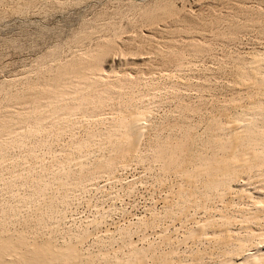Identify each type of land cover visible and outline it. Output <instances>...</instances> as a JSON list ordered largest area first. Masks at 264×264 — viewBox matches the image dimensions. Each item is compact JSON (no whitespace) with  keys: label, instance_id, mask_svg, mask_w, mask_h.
<instances>
[{"label":"rangeland","instance_id":"rangeland-1","mask_svg":"<svg viewBox=\"0 0 264 264\" xmlns=\"http://www.w3.org/2000/svg\"><path fill=\"white\" fill-rule=\"evenodd\" d=\"M80 67L82 68L80 69ZM254 67L256 70L250 76L248 72ZM253 75L257 76V80L255 77L253 78ZM245 79L251 80L249 81L250 85L248 83L249 87H247L248 81L246 82ZM54 80L56 83H53ZM251 82L254 83L251 84ZM55 87L60 89L56 90ZM46 89L48 90L46 91ZM76 95L77 97H75ZM52 105H55V108ZM131 110L139 111V115L144 118H141L143 127L141 137H139V146L136 148V153L129 158L124 149L120 147L121 145L127 147L129 143V135H125L121 117L124 112L126 114ZM233 122L240 123L237 125L240 127L238 130L240 129L239 131L243 133L246 132L242 128L248 125H252L255 131L264 129V0H0V129H3V131L0 130V133L4 135L3 138L0 134V141L2 140L0 143L3 142V146L6 144V147L1 146L3 150H0L2 154H0V216L4 224L9 221L7 225L5 224V228L8 227L10 231L7 228L2 230L3 232L7 230V234L8 232L9 234H18L33 228L30 232L28 231V235L24 233L27 238H35L38 235L39 239H37L42 240V236L48 238L51 235L53 238L55 236V239L59 238L56 239L57 242L55 239L53 241L61 246L66 245L65 243H69V241V244H73L75 241L77 243L84 241L83 244L81 243L82 245L76 244V242L74 245L79 249L81 247L83 256L90 253L91 259L95 260L96 264H100L99 261L102 260V257L105 260L103 259L101 263L114 260L116 262L118 258H121V260L118 259L119 261H123L124 258V261H128L130 256L133 259L137 256L136 254L140 253L143 255L146 253L144 257L146 256L147 262H150L148 264L151 262L154 264V261L159 260L161 256L165 257L166 254L169 255V257L166 256L169 258L170 264H185L186 262V264H221L230 258L240 259L248 252L254 254L258 248H261L263 251L260 252L263 253L264 161L262 160L264 159V150L261 152L263 159L259 157L260 160H258L257 158L258 162L257 160V163L255 162L257 166L254 164H252L253 167L250 166L253 168L252 170L249 167L247 170L245 167L243 168L245 170H239L242 175L238 172L236 175L230 174L231 172H227L229 176L225 174L228 179L231 176L233 182H230V186H233H231L233 190L226 187L229 182L227 183L224 179L225 175L219 179L218 175L217 177L213 175L216 173L212 170L213 173L210 171V175L208 171L195 176L194 179L192 178L193 181L192 179L189 180L190 182L187 181L188 184L181 180H188L189 171L203 167L213 160V156L217 158L216 160L222 157L223 148L212 141L215 140L212 136L220 133L227 138L224 140L228 142ZM241 123H244L245 126ZM5 125L8 128H5ZM45 127L51 128L47 130ZM18 130L24 135L18 134ZM16 133L17 136H20H13ZM225 134L226 136H224ZM10 135L15 137V140L18 138L16 142L11 140ZM29 135L32 137L30 138ZM2 138L6 140L4 141ZM23 139L24 141H22ZM214 143L217 148L214 147ZM249 143L254 144L253 141H247L243 147L245 148ZM226 144L228 152L229 142ZM173 146L177 148L176 152ZM180 146L184 148H180ZM189 146L191 153L187 155L188 161L187 156L183 157V155L184 150ZM261 148L259 149L262 150ZM120 149H123L124 153ZM201 149L203 150L201 151ZM218 149L222 151L218 152L219 155L216 152ZM172 151L175 154L179 153L177 156L180 157L178 159L180 163L170 162L168 156L173 153ZM261 154L259 155L261 156ZM224 155L226 156V151ZM185 160H187L186 163ZM33 164H36L37 167ZM180 164L184 168L188 166L187 169L181 170ZM59 166L61 167L59 168ZM59 169L62 172L58 173ZM50 170L53 172L51 173ZM22 171L25 174L27 172L28 175L25 177ZM19 173L22 175L21 177ZM67 174L69 178H67ZM183 175H187V179ZM232 175H235L236 179H234L235 176L232 178ZM237 175L241 176L245 183ZM222 177L225 180L222 181V184L226 182L223 186L220 185ZM210 178H217L218 184L215 180L214 187L209 185ZM31 179L34 181L33 185ZM55 179L67 180V184L62 185V182L59 181V187L58 180ZM28 180L29 182H27ZM86 182L89 183L86 184ZM21 184L26 185L21 186ZM44 184L49 186L45 187ZM68 184L71 185L68 186ZM177 184L185 185V189L183 190L184 186L181 188ZM39 185L47 188L45 194H41L40 189L38 190ZM207 186L211 188L207 189ZM187 188L189 189L187 190ZM226 188L228 192L230 191L229 193H232L227 195ZM241 189L244 190L245 196L240 192ZM221 190H223L224 198L221 195ZM169 192L176 195L174 194L172 197ZM209 193L210 196H207ZM217 193L221 196L218 197ZM200 194L204 196H200ZM237 194L239 197L236 196ZM42 195H45V197L43 196L46 198L45 200L42 199ZM257 196L259 200L258 198L253 199ZM51 197L50 202L48 198ZM210 199L212 200L210 201ZM204 200L206 202L203 203ZM228 200L232 202L231 205L228 203L229 206L226 205ZM21 202L23 203L21 204ZM36 206L42 207L40 209ZM3 207L5 210L2 209ZM211 207L214 209L213 211ZM242 209L245 210L242 211ZM249 209L254 210L252 213L257 214L258 219H256L257 215H253L254 218H252L251 213L247 216L244 215L249 213ZM215 210L217 211L215 212ZM208 213L212 219L206 218ZM223 214L224 216L221 218L220 216ZM214 215H218L217 218L215 217V221L213 220ZM8 216L15 218L13 223H10L12 219ZM188 216L191 217L190 221ZM232 216H235L234 220L237 219V223L232 221ZM35 217L43 222L39 224ZM218 217L222 220L232 218L229 219L231 224L228 222L229 220L223 221L225 225L227 222L226 226L231 225V227L228 226L230 229L226 227V230H229L226 234L222 227L223 222ZM243 217L245 220L242 219ZM204 219L215 223L217 221L218 224L211 223L213 224L211 225L209 223L210 226L207 224L209 230L207 227L205 228V225L204 232H207L204 233L201 230ZM196 220H198L197 224L203 221L202 227L198 225L200 227L198 234L202 235L199 237L198 234H195L197 232H191L190 235L195 234L194 238L197 240L188 237L190 241L187 242L184 236H188L190 229L195 231L193 227L197 230ZM245 222L247 225L251 223L247 226ZM219 223L222 225L221 230H219L220 227L216 228L220 225ZM211 226L213 227L211 228ZM36 227L37 229H35ZM214 227L216 230L213 229ZM13 228L19 232L11 233L15 231ZM26 228L28 229L26 230ZM39 229L42 234L39 232L33 237L35 232L40 231ZM46 230L47 233L44 232ZM218 231L223 237L224 235L228 236L227 233L231 231L229 234H232L230 236L234 239L232 241L227 240V237L223 239L219 237L220 235H216L219 234ZM3 232L1 234L0 230V235H3ZM31 232L34 233L31 234ZM170 232L171 235H169ZM209 232H211L210 238L207 237L208 240L207 238L204 240V235L207 236ZM30 234L32 236L29 237ZM166 235L170 237L175 235L176 239L171 242L172 238L167 236V240ZM255 235H258L259 238H256ZM217 236L220 241L222 239V242ZM81 237L87 239H81ZM197 237H202L203 240H199ZM182 238L186 242H182ZM236 239L240 240L244 247L248 246V248L242 247L244 252L242 250V254L240 253L241 257L233 249L238 245ZM177 240L180 241L177 242ZM209 240L211 242H208ZM214 240L216 241L214 242ZM242 240L246 243L243 244ZM168 241L170 245L172 244L171 246L167 243ZM216 242L217 244H215ZM233 243L234 246L231 250ZM251 244L252 246H250ZM174 246L177 247V253H175ZM171 248H175V250ZM86 249L90 251L87 253ZM223 249L225 252H222ZM229 251L234 253L230 252L231 255L233 254L232 257L227 255ZM95 252H99L100 258ZM159 252H166V254L160 256ZM90 254L89 257H91ZM109 256L111 257L109 258ZM254 256H257L256 253ZM259 256H257L259 260L257 259L253 264H264V256L261 255L263 259ZM225 257L226 260H224ZM85 262L80 264H85ZM159 262L157 261V263Z\"/></svg>","mask_w":264,"mask_h":264},{"label":"bare ground","instance_id":"bare-ground-1","mask_svg":"<svg viewBox=\"0 0 264 264\" xmlns=\"http://www.w3.org/2000/svg\"><path fill=\"white\" fill-rule=\"evenodd\" d=\"M161 40V39H160ZM256 62V61H255ZM252 63V62H251ZM262 63V62H261ZM78 64V63H77ZM260 64V63H259ZM78 65H80V64H78ZM252 65H253V63H252ZM251 65V66H252ZM256 65V64H255ZM254 65V66H255ZM249 67V66H248ZM82 67H80V69H81ZM257 68H260V67H257ZM247 69V68H246ZM252 70L251 71H249L248 73H250V76L252 75V74H254V70H256L255 69V67H254V69L253 68H251ZM261 69V68H260ZM69 70V69H68ZM244 71H246V70H244ZM253 71V72H252ZM247 72V71H246ZM245 72V73H246ZM103 73V72H102ZM104 73H105V71H104ZM121 74V73H120ZM249 75V74H248ZM98 77V76H97ZM255 76L253 75V78H254ZM257 77V76H256ZM255 77V78H256ZM58 78V77H57ZM57 78H55V79H57ZM60 78V77H59ZM241 78H243V77H241ZM251 78V77H250ZM249 78V79H250ZM263 78V77H262ZM62 79V78H61ZM246 80V85H247V87H249V85H250V83H249V81H251L252 80V78H251V80ZM90 80V79H89ZM241 80H244V79H241ZM256 80H257V78H256ZM255 79H254V82L256 81ZM262 80V79H261ZM60 81V80H59ZM253 81V80H252ZM55 82V80L53 81V83ZM253 82V83H254ZM56 83V82H55ZM248 83H249V85H248ZM252 82H251V84H253ZM256 83V82H255ZM260 83V82H259ZM259 83H257V84H259ZM57 85V84H56ZM242 85V84H241ZM244 85V84H243ZM256 86V85H255ZM54 87V86H53ZM52 87V88H53ZM60 87V86H59ZM59 87H57L58 89H60ZM110 87V86H109ZM257 87V86H256ZM56 88V87H55ZM57 88H56V90H57ZM76 88V87H75ZM260 88V87H259ZM48 89H46V91H47ZM55 90V89H54ZM62 90V89H61ZM255 90H257L256 88H255ZM45 91V92H46ZM82 92V91H81ZM48 94V93H47ZM51 94V93H50ZM52 95H53V93H52ZM99 95V94H98ZM103 95H105V94H103ZM254 95V94H253ZM79 96V95H78ZM83 96V95H82ZM102 96V95H101ZM100 96V97H101ZM106 96V95H105ZM256 96V95H255ZM58 97V96H57ZM75 97H77V95L75 96ZM84 97H85V95H84ZM87 97V96H86ZM103 97V96H102ZM146 97V96H145ZM55 98V97H54ZM53 98V99H54ZM65 98V97H64ZM68 98V97H67ZM133 98V97H132ZM247 98V97H246ZM39 99H41V98H39ZM59 99V98H58ZM73 99V98H72ZM90 99V98H89ZM97 99V98H96ZM103 99H105V98H103ZM148 99V98H147ZM42 100V99H41ZM68 100H69V98H68ZM75 100V99H74ZM85 100V99H84ZM92 100V99H91ZM90 100V101H91ZM263 100V99H262ZM38 101H40V100H38ZM55 101V100H54ZM78 101V100H77ZM87 101V100H86ZM118 101V100H117ZM152 101V100H151ZM259 101V100H258ZM61 102V101H60ZM64 102H65V100H64ZM107 102V101H106ZM105 102V103H106ZM121 102V101H120ZM127 102V101H126ZM147 102V101H146ZM256 102V101H255ZM43 103V102H42ZM47 103V102H46ZM55 103V102H54ZM63 103V102H62ZM78 103H80V102H78ZM117 103V102H116ZM260 103V102H259ZM50 104V103H49ZM56 104V103H55ZM112 104V103H111ZM246 104V103H245ZM70 105V104H69ZM72 105H73V103H72ZM145 105V104H144ZM261 105H262V103H261ZM35 106V105H34ZM41 106V105H40ZM53 106V105H52ZM71 106V105H70ZM75 106V105H74ZM77 106V105H76ZM85 106V105H84ZM88 106V105H87ZM100 106H102V105H100ZM147 106V105H146ZM253 106V105H252ZM256 106V105H255ZM56 107H58V105H56ZM104 107V106H103ZM115 107V106H114ZM41 108V107H40ZM53 108H55V105L53 106ZM75 108V107H74ZM88 108V107H87ZM102 108V107H101ZM35 109V108H34ZM45 109V108H44ZM126 109V108H125ZM145 109V108H144ZM148 109V108H147ZM257 109V108H256ZM56 110V109H55ZM72 110V109H71ZM93 110V109H92ZM142 110V109H141ZM254 110V109H253ZM43 111V110H42ZM52 111V110H51ZM24 112V111H23ZM75 112V111H74ZM139 111H132L131 110V112H129V113H126L125 114V112H124V115L121 117V120H122V122H123V124H124V127H125V132H126V134L125 135H129V143H128V146L127 147H125L124 145H121L120 147H122L123 149H124V151H125V154H128V156H129V158H131L130 156H133L136 152V148H137V146H139L138 145V143H139V140H140V138L139 137H141L140 135H141V129H142V123H141V118H144V117H142V116H140L139 115V113H138ZM144 112V111H143ZM49 113H51V112H49ZM55 113V112H54ZM57 113V112H56ZM69 113V112H68ZM123 113V112H122ZM140 113H142L141 111H140ZM13 114V113H12ZM32 115V114H31ZM30 115V116H31ZM35 115V114H34ZM41 115V114H40ZM39 115V116H40ZM65 115H69V114H65ZM71 115H72V113H71ZM111 115V114H110ZM116 115V114H115ZM145 115H146V112H145ZM36 116V115H35ZM38 116V117H39ZM55 116V115H54ZM79 116V115H78ZM84 116V115H83ZM116 116H118V115H116ZM240 116V115H239ZM72 117V116H71ZM82 117V116H81ZM111 117H112V115H111ZM220 117V116H219ZM16 118V117H15ZM32 118V117H31ZM54 118V117H53ZM52 118V119H53ZM58 118V117H57ZM87 118V117H86ZM100 118V117H99ZM147 118V117H146ZM35 119V118H34ZM62 119V118H61ZM81 119V118H80ZM227 119V118H226ZM229 119V118H228ZM239 119V118H238ZM27 120H28V118H27ZM33 120V119H32ZM44 120V119H43ZM60 120V119H59ZM65 120V119H64ZM92 120V119H91ZM107 120V119H106ZM114 120V119H113ZM240 120V119H239ZM243 120V119H242ZM36 121V120H35ZM57 121H58V119H57ZM228 121V120H227ZM255 121V120H254ZM3 122V121H2ZM43 122V121H42ZM41 122V123H42ZM47 122V121H46ZM45 122V123H46ZM56 122V121H55ZM55 122H53V123H55ZM72 122V121H71ZM76 122V121H75ZM110 122V121H109ZM240 122V121H239ZM26 123V122H25ZM29 123V122H28ZM63 123V122H62ZM64 123H65V121H64ZM118 123H120V122H118ZM223 123V122H222ZM225 123V122H224ZM234 123V122H233ZM238 122H235L234 124H232L231 123V125H233V126H231V128H230V130H231V135H228V136H230V138H229V144H228V146H229V149H228V152H227V144L226 143H228V142H226L225 140H224V138H226V137H223L220 133L218 134H216V135H214V136H212V137H214L215 138V140L213 139V138H211V139H213L212 141L213 142H215L216 143V145L218 144L219 145V147H222L223 148V151L225 152L226 151V156L224 155V152H223V154L221 155L222 157H220L219 158V151H221V150H216V152L218 153V155H217V157L219 158L218 160H216L217 158L216 157H214L213 156V160H215V161H213V160H211V161H213V162H211V161H209L207 164H205L203 167H198V168H195V170L193 169V171H189V173L187 174L188 175V180H185V179H181L182 181L184 180V182H190L189 180L190 179H194V177L195 176H197V175H200V174H202L203 172H208L209 173V175H210V171L212 170V171H214L216 174H213V175H216V177H217V175L219 176L218 178L220 179L221 178V176H224L225 174H228L227 172H231L230 174H237V172L238 173H240L241 175H242V173L241 172H239V170L240 169H243V168H245V167H247V170L250 168V166L252 165V164H254V165H256V163L258 162V160H260L259 159V157H261V159H263V157H262V155H263V150H264V129L263 130H260V131H255L254 130V127L252 126V125H248V126H245V124L243 123H241L243 126H245V128H242V130L243 129H245V132L246 133H243L242 131H239L238 130V128H240V127H238L237 125H239L240 123H238ZM249 123V122H248ZM1 124V123H0ZM31 124H32V122H31ZM36 124V123H35ZM40 124V123H39ZM88 124H90V123H88ZM236 124V125H235ZM8 125V124H7ZM43 125H45V124H43ZM57 125V124H56ZM60 125V124H59ZM86 125V124H85ZM227 125V124H226ZM246 125H247V122H246ZM3 126V125H2ZM10 126V125H9ZM26 126V125H25ZM28 126V125H27ZM36 126V125H35ZM47 126V125H46ZM67 126H68V123H67ZM242 126V127H243ZM7 126L5 125V128H6ZM43 127V126H42ZM58 127H60V126H58ZM69 127V126H68ZM68 127H66V128H68ZM96 127V126H95ZM114 127V126H113ZM113 127H112V129H113ZM229 127H230V125H229ZM8 128V127H7ZM14 128V127H13ZM22 128V127H21ZM20 128V129H21ZM25 128V127H24ZM30 128H32L31 126H30ZM39 128V127H38ZM46 128V127H45ZM44 128V129H45ZM48 128H51V127H48ZM48 128H46L47 130H48ZM213 128V127H212ZM255 128H257V127H255ZM263 128V127H262ZM2 129V128H1ZM0 129V130H1ZM12 129V128H11ZM19 129V128H18ZM43 129V130H44ZM58 129V128H57ZM64 129V128H63ZM69 129V128H68ZM15 130H17V129H15ZM23 130V129H22ZM30 130V129H29ZM59 130V129H58ZM58 130H56V131H58ZM65 130V129H64ZM110 130V129H109ZM206 130V129H205ZM209 130H210V128H209ZM226 130V129H225ZM229 130V129H228ZM258 130V129H257ZM2 131H3V129H2ZM19 132H18V134H20L21 135V133H22V136L24 135L23 134V132H21L20 133V130H18ZM25 131V130H24ZM37 131V130H36ZM40 131H42V130H40ZM68 131V130H67ZM111 131V130H110ZM114 131V130H113ZM120 131V130H119ZM208 131V130H207ZM1 132V131H0ZM17 132V131H16ZM43 132V131H42ZM49 132V131H48ZM55 132V131H54ZM62 132V131H61ZM124 132V133H125ZM214 132V131H213ZM222 132V131H221ZM13 133H15V132H13ZM25 133V132H24ZM27 133V132H26ZM40 133V132H39ZM53 133V132H52ZM112 133V132H111ZM114 133V132H113ZM191 133V132H190ZM1 135L3 134V133H0ZM10 134V133H9ZM29 134V133H28ZM31 134V133H30ZM44 134V133H43ZM46 134V133H45ZM57 134V133H56ZM59 134V133H58ZM95 134V133H94ZM118 134V133H117ZM198 134V133H197ZM224 134V133H223ZM226 134H227V132H226ZM226 134L224 135V136H226ZM228 134H229V132H228ZM11 135H13V134H11ZM10 135V136H11ZM20 135H18V136H20ZM62 135V134H61ZM75 135H76V133H75ZM78 135V134H77ZM208 135H209V133H208ZM4 135H2V137H3ZM13 136H17V133H16V135L14 134ZM17 136V137H18ZM30 136V138L32 137V135H29ZM35 136V135H34ZM59 136H60V134H59ZM71 136V135H70ZM97 136V135H96ZM112 136H113V134H112ZM118 136V135H117ZM116 136V137H117ZM190 136V135H189ZM211 136V135H210ZM12 137V136H11ZM37 137V136H36ZM94 138H95V136H93ZM200 137V136H199ZM4 138V137H3ZM2 138V139H3ZM8 138V137H7ZM13 138V137H12ZM11 138V140H14V142H16V140L18 139H12ZM24 138V137H23ZM35 138V137H34ZM33 138V139H34ZM48 138V137H47ZM88 138V137H87ZM111 138V137H110ZM207 139H208V137H206ZM1 139V138H0ZM28 139V138H27ZM75 139V138H74ZM81 139V138H80ZM79 139V140H80ZM89 139V138H88ZM227 139V138H226ZM4 141L6 140V139H3ZM19 140H20V137H19ZM35 140V139H34ZM48 140H50V139H48ZM126 140V139H125ZM193 140V139H192ZM2 141V140H1ZM0 141V142H1ZM22 141H24V139L22 140ZM21 141V142H22ZM29 141V140H28ZM40 141H41V139H40ZM71 141V140H70ZM81 141V140H80ZM79 141V142H80ZM86 141V140H85ZM110 141V140H109ZM127 141V140H126ZM194 141V140H193ZM254 142V144L252 143H249V145H247L245 148L243 147V146H245L246 145V142ZM11 142V141H10ZM46 142V141H45ZM93 142V141H92ZM114 142V141H113ZM120 142V141H119ZM190 142V141H189ZM209 142V141H208ZM212 142V143H213ZM3 143V142H2ZM2 143H0V150L2 149L1 148V146H3L2 145ZM9 143V142H8ZM20 143V142H19ZM42 143V142H41ZM44 143V142H43ZM76 143H78V142H76ZM90 143V142H89ZM109 143V142H108ZM116 143H118V142H116ZM123 143V142H122ZM188 143V142H187ZM193 143V142H192ZM215 143H214V147L216 146L215 145ZM4 144V143H3ZM13 144V143H12ZM11 144V145H12ZM26 144V143H25ZM38 144V143H37ZM67 144V143H66ZM85 144H87V143H85ZM191 144V143H190ZM6 145V144H5ZM4 145V146H5ZM32 145V144H31ZM51 145V144H50ZM75 145V144H74ZM74 145H73V147H74ZM89 145V144H88ZM115 145V144H114ZM119 145V144H118ZM175 145V144H174ZM181 145V144H180ZM256 145V146H255ZM259 145H261V146H259ZM4 146H3V148H4ZM27 146V145H26ZM77 146V145H76ZM79 146V145H78ZM177 146H178V144H177ZM176 146V147H177ZM187 146H188V144H187ZM191 146V145H190ZM190 146L188 147V148H186L185 150H184V155H183V157H186L189 153H191L190 152V150H191V148H190ZM211 146V145H210ZM213 146V145H212ZM6 147V146H5ZM44 147V146H43ZM114 147V146H113ZM174 147V146H173ZM179 147V146H178ZM243 147V148H242ZM260 147H262L261 149L262 150H260L259 148ZM10 148V147H9ZM14 148V147H13ZM28 148V147H27ZM35 148V147H34ZM81 148V147H80ZM85 148V147H84ZM175 148V147H174ZM180 148H184L183 146L181 147L180 146ZM190 148V149H189ZM194 148V147H193ZM192 148V149H193ZM210 148V147H209ZM212 148V147H211ZM215 148H217V146L215 147ZM15 149V148H14ZM21 149H23V148H21ZM88 149V148H87ZM123 149H120V151H122ZM176 149L177 148H175L174 150H175V152H176ZM244 149H245V151H244ZM3 150V149H2ZM5 150V149H4ZM41 150V149H40ZM168 150V149H167ZM173 150V149H172ZM179 150V149H178ZM203 149H201V151H202ZM206 150V149H205ZM212 150V149H211ZM32 151V150H31ZM90 151V150H89ZM194 151V150H193ZM201 151H200V153H201ZM2 152V151H1ZM76 152V151H75ZM123 152V151H122ZM121 152V153H122ZM173 152V151H172ZM215 152V151H214ZM222 152V151H221ZM261 152H263L262 154H261ZM3 153H4V151H3ZM60 153V152H59ZM124 153V152H123ZM207 153V152H206ZM1 154V153H0ZM10 154V153H9ZM74 154V153H73ZM94 154V153H93ZM115 154V153H114ZM165 154V153H164ZM164 154H162V155H164ZM168 154V153H167ZM179 153H172L170 156H168V157H170V162L171 163H180L179 161H178V159L180 158V157H178L177 155H178ZM203 154V153H202ZM259 154H261V156L259 155ZM2 155V154H1ZM5 155V154H4ZM4 155H3V158H4ZM11 155V154H10ZM25 155V154H24ZM23 155V156H24ZM75 155V154H74ZM81 155H82V153H81ZM166 155V154H165ZM190 155V154H189ZM207 155V154H206ZM205 155V156H206ZM224 155V156H223ZM8 156V155H7ZM12 156V155H11ZM63 156V155H62ZM66 156V155H65ZM73 156V155H72ZM86 156H87V154H86ZM121 156H122V154H121ZM123 156H124V154H123ZM194 156V155H193ZM215 156H216V154H215ZM16 157V156H15ZM44 157V156H43ZM53 157V156H52ZM69 157V156H68ZM82 157V156H81ZM95 157V156H94ZM161 157H163V156H161ZM198 157V156H197ZM209 157H210V155H209ZM23 158V157H22ZM60 158V157H59ZM128 158V159H129ZM167 158V157H166ZM187 158H188V161H189V157L187 156ZM215 158V159H214ZM257 158H258V160H257ZM64 159V158H63ZM83 159V158H82ZM82 159H79L80 161L82 160ZM164 159H165V157H164ZM206 159V158H205ZM212 159V158H211ZM1 160V159H0ZM26 160V159H25ZM25 160H24V162H25ZM51 160V159H50ZM52 160H53V158H52ZM70 160V159H69ZM78 160V161H79ZM166 160V159H165ZM192 160V159H191ZM203 160V159H202ZM208 160H209V158H208ZM256 160H257V162H256ZM73 161V160H72ZM75 161H77V160H75ZM132 161V160H131ZM186 161L187 160H185V163H186ZM207 161V160H206ZM262 161H264V159L262 160ZM261 161V162H262ZM2 162V161H1ZM12 162V161H11ZM55 162H56V160H55ZM59 162H61L60 160H59ZM65 162V161H64ZM191 162V161H190ZM256 162V163H255ZM20 163V162H19ZM26 163V162H25ZM25 163H22V164H25ZM31 163V162H30ZM44 163V162H43ZM51 163V162H50ZM63 163V162H62ZM66 163V162H65ZM69 163V162H68ZM169 163V162H168ZM1 164V163H0ZM57 164H59V163H57ZM64 164V163H63ZM80 164H81V162H80ZM167 164V163H166ZM261 164V163H260ZM6 165V164H5ZM33 165H35L36 166V164H33ZM52 165V164H51ZM61 165V164H60ZM66 165V164H65ZM77 165H79V164H77ZM76 165V166H77ZM182 165H184V163H182ZM189 165V164H188ZM254 165H252V167L254 166ZM18 166V165H17ZM16 166V167H17ZM26 166V165H25ZM55 166V165H54ZM62 166V165H61ZM61 166H59V168L61 167ZM70 166V165H69ZM75 166V165H74ZM125 166V165H124ZM174 166H176V165H174ZM180 166H181V164H180ZM201 166H202V164H201ZM257 166V165H256ZM255 166V167H256ZM22 167V166H21ZM29 167H31V166H29ZM37 167V166H36ZM45 167V166H44ZM56 167V166H55ZM82 167H83V165H82ZM168 167H170L169 165H168ZM182 167V168H181ZM180 167V169L182 170L184 167L183 166H181ZM188 167V166H187ZM187 167L186 168H184L183 170H185V169H187ZM249 167V168H248ZM250 168L251 170L253 169V168ZM259 167H260V165H259ZM261 167H262V165H261ZM11 168V167H10ZM32 168V167H31ZM48 168V167H47ZM49 168H50V166H49ZM49 168H48V170H49ZM58 168V167H57ZM76 168V167H75ZM80 168H81V166H80ZM171 168V167H170ZM29 169V168H28ZM44 169V168H43ZM51 170H53V168H50ZM65 169V168H64ZM89 169V168H88ZM179 169V168H178ZM191 169V168H190ZM264 169V168H263ZM19 170V169H18ZM50 170V171H51ZM60 170V169H59ZM67 170V169H66ZM189 170V169H188ZM243 170H245V169H243ZM251 170H249V171H251ZM257 170V169H256ZM64 171V170H63ZM79 171V170H78ZM177 171H179V170H177ZM211 171V172H212ZM242 171V170H241ZM264 171V170H263ZM16 172H17V170H16ZM23 173H24V171H22ZM39 172V171H38ZM53 171H51V173H52ZM60 172H62L61 170L60 171H58V173H60ZM67 172V171H66ZM114 172V171H113ZM186 172H188L187 170H186ZM245 172V171H244ZM246 172H248V171H246ZM20 173H21V171H20ZM19 173V175H20V177L22 176L21 174ZM47 174H49L48 172H46ZM80 173V172H79ZM213 173V172H212ZM255 173V172H254ZM253 173V174H254ZM261 173V172H260ZM25 174V173H24ZM40 174V173H39ZM54 174H55V171H54ZM54 174H52V175H54ZM113 174V173H112ZM180 174V173H179ZM246 174H248V173H246ZM28 174H27V172H26V174H25V177L27 176ZM35 175V174H34ZM187 175H183V177L184 178H186L187 179ZM235 175H232L233 177L232 178H234V176ZM244 175V174H243ZM6 176V175H5ZM11 176V175H10ZM30 176V175H29ZM46 176V175H45ZM48 176V175H47ZM212 176V175H211ZM226 176V177H225ZM224 177V179H226V181H227V183L229 184L228 186H226L229 190H231L232 188H231V186H230V182L232 181L233 182V180L231 179V176L229 177V179H230V181H229V179H228V176H229V174H228V176L227 175H225ZM245 176V175H244ZM255 176V175H254ZM23 177H24V175H23ZM22 177V178H23ZM34 177H37V176H34ZM49 177V176H48ZM74 177V176H73ZM213 177V176H212ZM215 177V176H214ZM237 177H239L238 175H237ZM246 177V176H245ZM263 177H264V175H263ZM28 178V177H27ZM40 178V177H39ZM45 179L47 178V177H44ZM67 178H69V176H68V174H67ZM172 178V177H171ZM239 178H241V176L239 177ZM252 178V177H251ZM3 179V178H2ZM7 179V178H6ZM41 179H42V176H41ZM51 179V178H50ZM113 179V178H112ZM115 179H116V177H115ZM177 179V178H176ZM193 179H192V181H193ZM199 179V178H198ZM211 180L209 181L210 183H209V185H213V187H214V185H216V184H218V181L216 180V179H213V178H210ZM212 179H213V181H212ZM218 179V180H219ZM223 179V177H222V179L220 180L221 182H220V185L222 184V181L224 180ZM228 179V180H227ZM234 179H236V176H235V178ZM241 179H243V178H241ZM261 179V178H260ZM260 179H259V181H260ZM16 180V179H15ZM19 180V179H18ZM24 180H26L25 178H24ZM32 180V179H31ZM30 180V181H31ZM37 180V179H36ZM39 180V179H38ZM49 180V179H48ZM55 180H58V179H55ZM66 180V179H65ZM70 180H71V178H70ZM99 180V179H98ZM215 180L217 181V183L215 182ZM245 180H246V178H245ZM251 180V179H250ZM258 180V179H257ZM4 181V180H3ZM41 181V180H40ZM59 181L60 182H62V185H64L65 183H66V181H61V180H58V182L57 183H59ZM77 181H79V180H77ZM208 181V180H207ZM212 181V182H211ZM225 181V180H224ZM236 181V180H235ZM234 181V182H235ZM20 182H21V180H20ZM27 182H29V180L27 181ZM32 182H34L33 180L31 181V183ZM36 182V181H35ZM43 182H45V180H43ZM49 182V181H48ZM47 182V183H48ZM51 182V181H50ZM64 182V183H63ZM188 182H187V184H188ZM243 182L245 183V181H244V179H243ZM9 183V182H8ZM10 183H11V181H10ZM9 183V184H10ZM40 183V182H39ZM38 183V184H39ZM73 183V182H72ZM77 183V182H76ZM89 183V182H88ZM87 182H86V184H88ZM108 183V182H107ZM179 183H180V181H179ZM197 183V182H196ZM203 183V182H202ZM216 183V184H215ZM224 183V182H223ZM35 184V183H34ZM67 184V183H66ZM65 184V185H66ZM173 184V183H172ZM180 184H182V182L180 183ZM180 184H177V186H181V188L183 187V190L185 189V185H180ZM189 184H191V183H189ZM194 184V183H193ZM224 184H226V182L224 183ZM224 184H222V186L224 185ZM12 185V184H11ZM22 185H24V184H21V186ZM26 185V184H25ZM24 185V186H25ZM29 185V184H28ZM32 185H33V183H32ZM53 185V184H52ZM57 185V184H56ZM69 185H71V184H68V186ZM77 185V184H76ZM92 185V184H91ZM91 185H90V187H91ZM96 185V184H95ZM101 185V184H100ZM102 185H104V184H102ZM200 185V184H199ZM202 185V184H201ZM205 185V184H204ZM207 185V184H206ZM235 185H237V184H235ZM239 185V184H238ZM262 185V184H261ZM38 186V185H37ZM43 186H45V187H47V186H49V185H47L46 186V184H44ZM43 186H41V185H39V187H38V190L40 189V191H41V194L42 193H44L45 194V191H46V189L47 188H45V187H43ZM87 186V185H86ZM176 186V185H175ZM218 186V188H220V186L219 185H217ZM217 186H215L216 188H217ZM221 186V187H222ZM9 187V186H8ZM30 187V186H29ZM58 187V186H57ZM56 187V188H57ZM59 187H60V183H59ZM63 187V186H62ZM66 187V186H65ZM89 187V188H90ZM225 187V186H224ZM223 187V188H224ZM233 187V186H232ZM236 187V186H235ZM7 188V187H6ZM10 188V187H9ZM8 188V189H9ZM37 188V187H36ZM51 188V187H50ZM88 188V189H89ZM97 188V187H96ZM194 188V187H193ZM207 189H210L211 187H206ZM205 188V189H206ZM216 188H214V189H216ZM217 188V189H218ZM226 188V189H227ZM62 189V188H61ZM85 189H87L86 187H85ZM175 189V188H174ZM189 188H187V190H188ZM199 189V188H198ZM213 189V188H212ZM217 189H216V191H217ZM221 189V188H220ZM228 189H227V191H225L224 189V191L225 192H227V195L228 194H231V193H229L228 192ZM237 189V188H236ZM4 190V189H3ZM11 190V189H10ZM36 190V189H35ZM51 190H53V189H51ZM55 190V189H54ZM64 190V189H63ZM67 190V189H66ZM98 190H99V188H98ZM173 190V189H172ZM171 190V191H172ZM179 190V189H178ZM181 190V189H180ZM179 190V191H180ZM202 190V189H201ZM223 190H221L222 191V193H221V191H220V193H221V195L223 194ZM233 190V189H232ZM239 190V189H238ZM241 190H243V189H241ZM240 190V192H242L243 194L245 193L244 192V190L243 191H241ZM249 190V189H248ZM34 191V190H33ZM40 191L38 192L39 194H40ZM48 191V190H47ZM57 191V190H56ZM59 191V190H58ZM60 191H62V190H60ZM85 191V190H84ZM176 191V190H175ZM193 192H194V190H192ZM209 191V190H208ZM236 191V190H235ZM234 191V192H235ZM16 192V191H15ZM68 192V191H67ZM66 192V193H67ZM178 192V191H177ZM186 192V191H185ZM199 192V191H198ZM213 192V191H212ZM224 192V193H225ZM247 192V191H246ZM32 193V192H31ZM30 193V194H31ZM47 193V192H46ZM49 193V192H48ZM59 193V192H58ZM111 193V192H110ZM208 193V192H207ZM211 193V192H210ZM210 193H209V195H207V196H210ZM214 193V192H213ZM212 193V194H213ZM218 193H219V191H218ZM217 193V194H218ZM259 193V192H258ZM7 194V193H6ZM5 194V195H6ZM13 194V193H12ZM33 194V193H32ZM34 194H35V192H34ZM38 194V195H39ZM41 194H40V196H41ZM67 194H69V193H67ZM67 194L65 195L66 196V198H67ZM85 194V193H84ZM95 194V193H94ZM169 194H172V197H174V194L175 193H170L169 192ZM185 194V193H184ZM183 194V195H184ZM188 194V193H187ZM190 194H191V192H190ZM212 194H211V196H212ZM215 194V193H214ZM213 194V195H214ZM233 194H235V193H233ZM243 194H242V197H243ZM249 194V193H248ZM50 195V194H49ZM176 195V194H175ZM193 195V194H192ZM191 195V196H192ZM203 195V194H202ZM201 194H200V196H202ZM220 194H218V197H220L219 196ZM241 195V194H240ZM247 195V194H246ZM251 195V194H250ZM28 196V195H27ZM37 196V195H36ZM35 196V197H36ZM45 197V195H42V199L43 200H45L46 198H44ZM178 196V195H177ZM186 196H188V195H186ZM190 196V197H191ZM204 196V195H203ZM223 196V198H224V195H222ZM235 196V195H234ZM234 196H232V197H234ZM236 196H238V194L236 195ZM244 196H245V194H244ZM259 196H260V194H259ZM63 197V196H62ZM69 197V196H68ZM168 197V196H167ZM189 197V196H188ZM193 197V196H192ZM215 197H216V195H215ZM239 197V196H238ZM16 198V197H15ZM21 198V197H20ZM24 198V197H23ZM28 198V197H27ZM41 198V197H40ZM55 198H56V196H55ZM170 198V197H169ZM180 198V197H179ZM204 198V197H203ZM202 198V199H203ZM206 198V197H205ZM204 198V199H205ZM211 198V197H210ZM231 198V197H230ZM230 198H229V200H230ZM254 198H258V200H259V197L257 196V197H253V199ZM260 198H261V196H260ZM48 199H50V202H51V199H52V197L51 198H48ZM174 199V198H173ZM201 199V198H200ZM200 199H198V200H200ZM219 199V198H218ZM232 199V198H231ZM247 199V198H246ZM25 200V199H24ZM36 200V199H35ZM41 200V199H40ZM54 200V199H53ZM52 200V201H53ZM78 200V199H77ZM166 200V199H165ZM178 200V199H177ZM207 200H208V198H207ZM212 199H210V201H211ZM219 200H221V199H219ZM228 200V201H229ZM244 200V199H243ZM262 200V199H261ZM8 201V200H7ZM192 201V200H191ZM197 201V200H196ZM201 201V200H200ZM199 201V202H200ZM216 201V200H215ZM227 201V200H226ZM255 201V200H254ZM263 201V200H262ZM20 202V201H19ZM39 202V201H38ZM198 202V201H197ZM204 202H206L205 200L203 201V203ZM219 202V201H218ZM10 203V202H9ZM23 202H21V204H22ZM26 203V202H25ZM43 203H44V201H43ZM46 203H47V201H46ZM69 203V202H68ZM186 203V202H185ZM227 204L226 205H228L229 206V204L231 205L232 204V202H226ZM229 203V204H228ZM258 203V202H257ZM261 203V202H260ZM259 203V204H260ZM36 204V203H35ZM51 204V203H50ZM53 204V203H52ZM58 204V203H57ZM190 204V203H189ZM196 204V203H195ZM256 204V203H255ZM4 205V202H3V204H2V206ZM29 205V204H28ZM40 204L38 203V206H39ZM42 205V204H41ZM198 205V204H197ZM237 205V204H236ZM6 206V205H5ZM13 206V205H12ZM44 206V205H43ZM46 206V205H45ZM53 206V205H52ZM63 206V205H62ZM204 206V205H203ZM206 206V205H205ZM225 206V205H224ZM260 206H261V204H260ZM10 207V206H9ZM8 207V208H9ZM37 207V206H36ZM42 207V206H41ZM41 207H37V208H40L41 209ZM49 207V206H48ZM184 207H186V206H184ZM189 207V206H188ZM192 207V206H191ZM190 207V208H191ZM209 207V206H208ZM225 207H227V206H225ZM224 207V208H225ZM243 207V206H242ZM249 207V206H248ZM255 207V206H254ZM7 208V209H8ZM16 208H17V206H16ZM53 208V207H52ZM62 208V207H61ZM160 208V207H159ZM194 208V207H193ZM201 208V207H200ZM205 208V207H204ZM257 208V207H256ZM3 210H5L4 209V207L2 208ZM12 209V208H11ZM23 209V208H22ZM49 209V208H48ZM47 209V210H48ZM189 209V208H188ZM263 209H264V206H263ZM37 210V209H36ZM55 210V209H54ZM53 210V211H54ZM59 210V209H58ZM57 210V211H58ZM170 210H171V208H170ZM187 210V209H186ZM211 210L213 211L214 209H212V207H211ZM222 210V209H221ZM234 210V209H233ZM243 210H245V209H242V211ZM250 210V209H249ZM248 210V211H249ZM260 210V209H259ZM33 211V210H32ZM101 211V210H100ZM169 211V210H168ZM217 210H215V212H216ZM231 211V210H230ZM241 211V210H240ZM240 211H239V213H240ZM241 211V212H242ZM247 211V210H246ZM245 211V212H246ZM247 211V212H248ZM251 211V210H250ZM249 211V213L248 214H244V215H249L250 213L252 214V218H254V216L253 215H257V214H253L252 213V211H254L253 209H252V211L250 212ZM13 212H15V211H13ZM21 212V211H20ZM36 212V211H35ZM49 212V211H48ZM51 212V211H50ZM59 212V211H58ZM189 212V211H188ZM219 212V211H218ZM222 212H223V210H222ZM226 212H227V210H226ZM258 212V211H257ZM5 213V212H4ZM9 213V212H8ZM7 213V214H8ZM30 213V212H29ZM52 213V212H51ZM196 213V212H195ZM213 213V212H212ZM211 213V214H212ZM221 213V212H220ZM224 213V212H223ZM236 213V212H235ZM3 214V213H2ZM6 214V213H5ZM10 214H12L11 212H10ZM9 214V215H10ZM17 214V213H16ZM23 214V213H22ZM27 214V213H26ZM33 214V213H32ZM167 214V213H166ZM209 214V213H208ZM214 214H217V213H214ZM225 214V213H224ZM224 214L223 215H221L220 217L222 218V216H224ZM230 214V213H229ZM232 214V213H231ZM242 214V213H241ZM52 215V214H51ZM64 215V214H63ZM66 215V214H65ZM184 215V214H183ZM202 215V214H201ZM234 215V214H233ZM238 215V214H237ZM243 215V214H242ZM7 216V215H6ZM12 216V215H11ZM11 216H8V217H10V219H12L11 220V222L10 223H13L12 221H13V219H15V218H12ZM191 216H193V215H191ZM218 216V215H217ZM217 216H213V220L215 221L216 219H215V217L217 218ZM227 216H229L228 214H227ZM15 217V216H14ZM19 217V216H18ZM42 217V216H41ZM189 217V221L191 220L190 218V216H188ZM187 217V218H188ZM199 217H201V216H199ZM199 217H198V219H199ZM211 218L212 219V217L210 216V214L208 215V217H206V218ZM220 217H218V219L220 218ZM226 217V216H225ZM240 217V216H239ZM250 217V216H249ZM249 217H247V218H249ZM257 217V218H256ZM255 218L256 219H258V215L256 216ZM4 218H5V216H4ZM7 218V217H6ZM36 219H37V217H35ZM63 218V217H62ZM194 218V217H193ZM192 218V219H193ZM209 218V219H210ZM220 218V219H221ZM232 218H233V220L232 221H235L234 220V218H235V216L233 217L232 216ZM232 218H228V220L229 219H232ZM237 218V217H236ZM246 218V217H245ZM251 218V217H250ZM249 218V219H250ZM261 218V217H260ZM263 219H264V217H262ZM261 218V219H262ZM20 219H23V218H20ZM34 219V218H33ZM32 219V220H33ZM43 220H44V218H42ZM86 219V218H85ZM209 219H204V223H203V225L201 224L202 222H198V223H200V224H197V221L198 220H196V224H197V230H196V228H194L193 226L195 225H193L192 227H193V229L195 230V231H193L192 229H190V232H189V234H188V236L186 235V236H184V239L185 240H187V242H188V240L191 238V239H195L194 238V235L196 234H198L199 232V230L198 229H200V227H202L201 228V230L204 232V230H205V228L209 225L210 226V224L211 223H215L214 221H210ZM240 219V218H239ZM242 219H244V217L242 218ZM241 219V220H242ZM248 219V220H249ZM2 220H3V218H2ZM7 220H9L8 218H7ZM38 220V219H37ZM36 220V221H37ZM194 220H195V218H194ZM224 220H227V218L226 219H221V222H223ZM227 220V221H228ZM245 220V219H244ZM243 220V221H244ZM5 221V220H4ZM29 221H31L30 219H29ZM28 221V223H30ZM39 222V224H41L43 221H41V219H39L38 220ZM46 221V220H45ZM188 221V222H189ZM236 221H237V219H236ZM235 221V223H237ZM240 221V220H239ZM258 221V220H257ZM9 222V221H8ZM8 222L6 221V225L8 224ZM15 222V221H14ZM27 222V221H26ZM26 222H25V227H26ZM34 222H35V219H34ZM143 222V221H142ZM164 222V221H163ZM229 223H230V220L228 221ZM248 222V221H247ZM33 223V222H32ZM37 223V224H38ZM181 223V222H180ZM210 223V224H209ZM228 223V224H229ZM234 223V224H235ZM243 223V222H242ZM251 223V222H250ZM249 223V224H250ZM253 223V222H252ZM5 224L3 223V221H1V216H0V230H1V234H2V230H4V229H7V228H5ZM37 224H36V226H37ZM44 224H46V223H44ZM208 224V225H207ZM216 224H218L217 223V221H216V223L214 224V225H216ZM220 224V223H219ZM231 224V223H230ZM228 225L229 227H231V225ZM233 224V223H232ZM245 224H246V222H245ZM248 224V225H249ZM31 225V224H30ZM29 225V226H30ZM34 225H35V223H34ZM49 225V224H48ZM198 225H200V227L198 226ZM202 225V226H201ZM206 225V226H205ZM211 225H213V224H211ZM226 225H227V222H226ZM225 224H224V222H223V226L220 224V225H218V226H216V228L218 227H220V229L219 230H221V228L222 227H224L223 229L225 230L224 232L222 231V233H224V234H226V232L227 231H229V230H226V227H227V229H230V228H228V226H226ZM247 225V224H246ZM247 225V226H248ZM262 225H263V223H262ZM9 226H10V224H9ZM29 226H27L28 228H29ZM39 226V225H38ZM41 226V225H40ZM44 226V225H43ZM50 226V225H49ZM102 226V225H101ZM204 226H205V228H204ZM222 226V227H221ZM20 227V226H19ZM31 227V226H30ZM45 227V226H44ZM44 227H42L43 229H44ZM53 227V226H52ZM187 227V226H186ZM213 226H211V228H212ZM259 227V226H258ZM11 229H12V227H10ZM28 228H26V230L28 229ZM32 228V227H31ZM39 228V227H38ZM50 228H51V226H50ZM74 228V227H73ZM217 228V229H218ZM239 228V227H238ZM243 228V227H242ZM10 229V230H11ZM30 229V228H29ZM35 229H37V227L35 228ZM45 229H49V228H45ZM182 229V228H181ZM213 229H215V227L213 228ZM222 229V230H223ZM244 229V228H243ZM13 230H15V231H12L11 233H15V232H19V231H17L16 229H14L13 228ZM18 230H20V229H18ZM21 230H22V228H21ZM23 230H24V228H23ZM31 230H33V228L31 229ZM30 230V231H31ZM40 230V229H39ZM88 230V229H87ZM110 230V229H109ZM200 230V233L202 232ZM207 230H209L208 229V227H207ZM212 230V229H211ZM216 230V229H215ZM232 230V229H231ZM8 231H9V228H8ZM29 230H27V232H25V230H24V232H22V233H18V234H9V232H8V234H7V230H6V232H3V235H0V264H80V263H83L84 261H86L85 262V264H96L94 261L95 260H92L91 258H92V255H91V257H89V254L88 255H82V250H80L81 249V247H80V249H79V247L78 246H76V245H74L75 244V242L73 243V244H69L70 243V241H69V243H65L66 245H64V246H61V244H59V245H57L53 240L55 239V234L53 235L54 236V238L51 236V235H49L50 233H51V231H50V233L48 234L49 236H48V238H43V236H42V240H38L39 238L37 237L38 235V233L40 232L41 234H42V231L40 230V231H38L37 233L35 232H31V234L32 233H34V235H33V237L34 236H36L35 238H27V236L25 235V234H29V232H28ZM37 231V230H36ZM49 231V230H48ZM82 231H84V230H82ZM86 231V230H85ZM251 231H252V233L254 232L252 229H251ZM44 232H46L47 233V230L46 231H44ZM43 232V233H44ZM173 232H175V231H173ZM195 233V232H197V233H195L194 235L193 234H191L190 235V233ZM207 231H205L204 233H206ZM219 232V234L217 233L216 234V232H215V234L216 235H220L219 237H221V238H223L224 239V237H227V240H233L234 238H231L232 236H230V235H232V234H229L230 232H228L227 234H228V236L226 235H224V237H223V235L221 236V234H220V231H218ZM236 232V231H235ZM234 232V233H235ZM6 233V234H5ZM25 233V234H24ZM178 233V232H177ZM180 233V232H179ZM185 233V232H184ZM211 232H209L208 234H207V236H205L204 235V240H206V238L208 237V238H210V234ZM233 233V232H232ZM233 233V234H234ZM251 233V234H252ZM258 233V232H257ZM256 233V234H257ZM259 233L261 234V230L259 231ZM258 233V234H259ZM262 233H263V231H262ZM5 234V235H4ZM29 235V237L30 236H32V235ZM57 234V233H56ZM172 233L170 232V234L169 235H171ZM254 234V233H253ZM252 234V235H253ZM45 235V234H44ZM84 235V234H83ZM83 235H81V236H83ZM165 235V234H164ZM169 235H166L165 236V238L168 236V237H170ZM202 235V234H201ZM200 234H198V236L200 237L201 236ZM213 238L215 237L214 236V232H213ZM238 235V234H237ZM249 235V234H248ZM251 235V236H252ZM51 236V238H49ZM193 238H192V237ZM217 236V237H218ZM230 236V237H229ZM258 235H255V237L256 238H259V237H257ZM260 236V235H259ZM45 237H47V236H45ZM73 237V236H72ZM78 237V236H77ZM76 237V238H77ZM160 237V236H159ZM168 237H167V240H168ZM188 237H189V239H188ZM203 237V236H202ZM202 237L201 238H198L199 240L200 239H202ZM216 237V238H217ZM219 237H218V239H219ZM231 238V239H229V238ZM234 237V236H233ZM238 237V236H237ZM252 237H254V236H252ZM38 238V239H37ZM78 238H80V237H78ZM77 238V241H79V239ZM82 238H84V239H87L86 237H81V239ZM170 238H172V241L171 242H173V239L175 240L176 238H175V235L172 237H170ZM208 238H207V240H208ZM212 238V237H211ZM213 238H212V240H213ZM215 238V239H216ZM243 238V237H242ZM261 238V237H260ZM30 239H32V240H30ZM41 239V238H40ZM56 239H59V238H56ZM56 239H55V241H56ZM80 239V240H81ZM83 239V240H84ZM111 239V238H110ZM143 239V238H142ZM162 239H163V237H162ZM238 239H240L241 240V238H238ZM238 239H236L235 241H236V243H238V245L236 246V247H234L233 249L235 250V252H238L239 253V255H240V253L242 254V250H243V252H244V249H242V247H244V245H242L241 243H240V240H238ZM251 239H253V238H251ZM250 239V240H251ZM263 239V238H262ZM115 240V239H114ZM166 240V239H165ZM183 241V238H182V242H186V241ZM195 240H197V239H195ZM203 240V239H202ZM211 240V239H210ZM208 241V242H211V241ZM245 240H246V238H245ZM249 240V239H248ZM249 240V241H250ZM65 241V240H64ZM72 241V240H71ZM111 241V240H110ZM180 241V240H179ZM178 240H177V242H179ZM190 241V240H189ZM216 240H214V242H215ZM219 241H220V239H219ZM230 241V242H231ZM238 241V242H237ZM57 242V241H56ZM63 242V241H62ZM83 242L84 241H82V242H80L79 241V243H80V245H82L83 244ZM175 242V241H174ZM198 242V241H197ZM218 242V241H217ZM217 242L215 243V244H217ZM220 242H222V239H221V241ZM223 242H224V240H223ZM225 242H226V239H225ZM241 242H243V244L244 243H246L245 241H241ZM257 242H258V240H257ZM72 243V242H71ZM79 243H77L76 242V244H79ZM82 243V244H81ZM88 243V242H87ZM107 243H109V242H107ZM167 243H169V241L167 242ZM176 243V242H175ZM248 243V242H247ZM252 243V242H251ZM133 244V243H132ZM135 244V243H134ZM180 244H182V243H180ZM194 244V243H193ZM232 244V243H231ZM250 244V243H249ZM248 244V245H249ZM135 245H137V244H135ZM169 245H170V243H169ZM169 245H167V246H169ZM172 245V244H171ZM170 245V246H171ZM176 245H177V243H176ZM187 245H190V244H187ZM195 245V244H194ZM209 245V244H208ZM221 245V244H220ZM224 245V244H223ZM85 246V245H84ZM111 246H113V245H111ZM133 246V245H132ZM161 246V245H160ZM226 246H227V244H226ZM234 246V243H233V245L231 246V250H232V247ZM250 246H252V244L250 245ZM261 246V245H260ZM104 247V246H103ZM150 247V246H149ZM175 247V246H174ZM190 247V246H189ZM209 247V246H208ZM228 247H229V245H228ZM259 247V246H258ZM258 247H255V248H258ZM86 248V247H85ZM105 248V247H104ZM139 248V247H138ZM170 248V247H169ZM176 248V252L175 253H177V247H175ZM175 248L174 249H172V250H175ZM230 248V247H229ZM244 248H248V246L247 247H244ZM250 248V247H249ZM254 248V249H255ZM87 249H88V247H87ZM86 249V250H87ZM90 249V248H89ZM93 249V248H92ZM96 249V248H95ZM94 249V250H95ZM106 249V248H105ZM129 249V248H128ZM196 249V248H195ZM225 249V248H224ZM223 249V250H224ZM251 249H253V248H251ZM264 249V248H263ZM85 250V249H84ZM156 250H158V249H156ZM213 250V249H212ZM218 250V249H217ZM227 251H228V249H226ZM256 250V249H255ZM90 251V250H89ZM88 250H87V253L89 252ZM98 251L100 252V250L98 249ZM137 251V250H136ZM169 251H171V250H169ZM210 251V250H209ZM247 251V250H246ZM245 251V252H246ZM251 251V250H250ZM254 251V250H253ZM263 251L261 248H258L257 249V252H254V254L253 253H250V252H248V253H246V255H244V257H242V258H230V259H227L226 257H225V259L224 260H226L224 263L222 262L221 264H253V263H255V261L258 259V257L257 256H264V252L263 253H261V252ZM84 253H85V251H83ZM99 252H95V253H97L96 255H97V257H99L98 255V253ZM129 252V251H128ZM147 252V251H146ZM168 252V251H167ZM197 252H199V251H197ZM222 252H225V250L224 251H222ZM233 253L232 251H229L228 253ZM252 252V251H251ZM101 253H103V252H101ZM113 253H114V251H113ZM154 253V252H153ZM164 253V254H163ZM199 253H201V252H199ZM227 253V252H226ZM227 253V255H230L231 257L233 256V254L231 255V253L230 254H228ZM255 253H256V255L257 256H254L255 255ZM258 253H260L259 255H258ZM93 254H94V252H93ZM128 254V253H127ZM141 254V253H140ZM138 255V254H136L137 256L136 257H134L133 259L131 258V256L129 257V259H128V261L126 260V261H124L125 260V258H124V260L123 261H119V260H121V258L118 260L117 259V261L116 262H112V261H110L109 259V261L110 262H104V263H101V261L104 259L102 256H104V255H102L101 257V259L102 260H100L99 262H100V264H148V263H150V262H147L148 261V259L146 260V256L144 257V255L146 254H141V255ZM154 254H156V253H154ZM154 254H153V257H155L154 256ZM161 254L162 255H165L166 254V252H162V253H160L159 252V255L161 256ZM191 254V253H190ZM198 254V253H197ZM208 254H209V252H208ZM224 254V253H223ZM236 254V253H235ZM105 255H107V254H105ZM130 255V254H129ZM128 255V256H129ZM132 255V254H131ZM143 255V256H142ZM157 255V254H156ZM166 255H168V254H166ZM165 255V257L163 256V258H162V256H161V258H160V256H157V258L159 257L160 259V262H159V260L157 259V261L159 262V263H157V261H154V264H170L169 263V255H168V257ZM238 255V254H237ZM112 256V255H111ZM111 256H109V258L111 257ZM118 256V255H117ZM123 256V255H122ZM180 256V255H179ZM259 256V257H260ZM262 256H261V258H262ZM106 257V256H105ZM186 257V256H185ZM212 257V256H211ZM228 257V256H227ZM240 257H241V255H240ZM94 259L96 258V257H93ZM100 258V257H99ZM130 258H131V260H130ZM171 258H173V257H171ZM224 258V257H223ZM264 258V257H263ZM262 258V259H263ZM97 259V258H96ZM106 259H107V257H106ZM114 259V258H113ZM112 259V260H113ZM150 259H151V257H150ZM175 259V258H174ZM192 259V258H191ZM190 259V260H191ZM197 259H199V258H197ZM196 259V260H197ZM261 259V260H262ZM99 260V259H98ZM105 260V259H104ZM152 260H155L154 258H152ZM186 260V259H185ZM200 260V259H199ZM259 260V259H258ZM187 261V260H186ZM223 261V260H222ZM103 262V261H102ZM156 262V263H155ZM170 262H172V261H170ZM182 262V261H181ZM192 262H193V260H192ZM260 262V261H259ZM187 263V262H186ZM185 263V264H186ZM199 263H202V262H199ZM204 263V262H203ZM220 263V262H219ZM258 263V262H257ZM98 264V263H97ZM151 264H152V262H151ZM184 264V263H183ZM189 264V263H188ZM191 264V263H190ZM195 264V263H194ZM217 264V263H216Z\"/></svg>","mask_w":264,"mask_h":264}]
</instances>
